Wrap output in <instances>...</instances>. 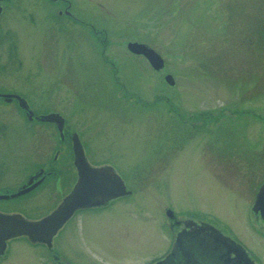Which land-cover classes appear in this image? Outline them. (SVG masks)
Listing matches in <instances>:
<instances>
[{
    "label": "rangeland",
    "instance_id": "374dc122",
    "mask_svg": "<svg viewBox=\"0 0 264 264\" xmlns=\"http://www.w3.org/2000/svg\"><path fill=\"white\" fill-rule=\"evenodd\" d=\"M75 3L84 17L98 9L101 23L105 22L110 29L108 52L116 57L121 69L117 67L116 79L105 76L104 67L87 45L78 50L75 42L68 40L66 44L64 38L53 40L54 32L45 31L48 24L44 19H40L38 26L29 25L28 20L27 26H23L26 13L22 11L19 35L24 64L18 70L20 76H16L21 77V81L17 79L21 87L24 81L26 85L22 88L30 87L23 73L36 70L33 97L47 104L49 83L44 78L50 77L46 73L51 71L48 81L57 82L55 88L69 90L70 106L65 111H69V118L74 121L79 119L78 104L97 102L96 98L117 92L123 82L133 94L128 101L114 98L112 103L131 106L144 102L156 104V108L145 112L131 106L132 121L128 128L132 129L123 139L126 143L120 140L113 145L116 153H124L117 154L115 160L130 171L126 174L122 170L135 194L128 202L118 201L102 213H84L69 222L55 237L60 252L69 255L76 264H151L173 242L165 212L169 206L180 215L196 214L220 227L243 244L259 264H264V224L253 215V203L264 181V0H76ZM22 9L32 10L29 1H24ZM35 12L44 15L46 10L37 6ZM135 40L162 54L165 67L154 70L145 58L131 53L127 42ZM65 47L69 56L93 58V68L85 62L81 76L77 75V65L72 66V75L64 76L59 57L64 56ZM53 72H57L56 79ZM168 73L173 75L174 85L165 80ZM82 85L83 101L77 97V88ZM49 99L54 101L56 96ZM169 105L178 106L187 124L191 123V112L211 109L215 116H222L210 126L211 133L199 131L188 135L182 126L180 130L170 126V120H178L169 114ZM93 110L86 106L84 112L88 116ZM160 112H164L163 117ZM222 124L230 132L235 129L233 133L238 137L232 139L225 129L222 132ZM163 126H169L167 131ZM211 138L213 164L209 171L203 152ZM174 140L180 145L178 152L172 158L159 157L161 144ZM230 141H238L247 150L244 154L250 152L253 161L246 165L243 156L231 155ZM17 143L20 148L23 142ZM98 144L104 145L102 141ZM238 167L246 171L238 173ZM51 208L43 204L37 210L46 212ZM45 254L44 248H31L24 239L14 243L10 257L1 264H39Z\"/></svg>",
    "mask_w": 264,
    "mask_h": 264
},
{
    "label": "flooded vegetation",
    "instance_id": "af4514ba",
    "mask_svg": "<svg viewBox=\"0 0 264 264\" xmlns=\"http://www.w3.org/2000/svg\"><path fill=\"white\" fill-rule=\"evenodd\" d=\"M24 1H29L32 10L27 11L22 9ZM75 1L0 0V195L12 194L24 190L23 193L17 196L0 197V213L18 214L27 220H34L47 215L68 196L79 178L78 168L75 164V159L77 157V152L74 147L75 135L79 137L84 154L89 163L93 166H110L113 171L121 176L127 191H129L124 195L110 200L104 205L76 210L61 230H63L69 222L84 213H90L92 215L102 213L112 208L118 201L128 202L135 194L133 186L128 184L124 178L125 174L122 172L123 170L127 174L130 171L117 164L118 162L115 160L117 154L123 156L124 153H116L113 149V145L116 141L120 140L126 143V140L123 139L128 130L132 129V127L128 128L132 121L131 106L138 107L140 111L145 112L149 111L150 108H156V104L153 105L144 102L131 103V106L130 104L120 105L112 103L111 100L114 98L120 100H125L127 98L126 100L128 101L130 95L133 94L129 93L128 88L124 87L125 84L123 85V82L119 84L120 88L117 89V92L115 90L113 93L104 94L98 97L99 99L96 98L97 102L90 103L88 100L87 103L78 104V107L81 105V109L76 111L79 119L74 121L69 118V111H65V109L70 106L67 100V96L70 95L69 90L68 88H55L57 82L53 83L52 81H48L49 79L51 80L52 77L51 71L46 73V75L50 74V77H45L44 80L49 83L47 84L49 88L47 89L46 95L49 98L50 96H56L54 101L48 98L46 104L37 101L35 97H33V94L36 92L35 85H37L36 70L33 71L30 69L27 74L23 73L30 87L22 88L23 84L26 85V81L22 83L21 87V82L17 81L18 78L21 81V77L16 78V76H20L18 70H20L24 64L19 35L22 11L26 13L22 20L24 21L23 26H27V20L29 25L38 26V22L44 19L48 24L44 27L45 31L47 32L49 30L54 32L53 40L64 38L66 44L67 41L70 40L71 42H75L74 47H77L78 50L84 45H87V48L91 49V52L94 53V58L98 59V62L104 67L105 76L116 79V71H118V68L120 71L121 69L117 66L118 62L116 61V57L109 54L110 51L108 52L111 46L109 40L110 29L106 27L105 22L101 23L99 18L100 15L97 12L98 9L95 8L88 14L86 13V19L84 13L82 14L79 12L80 10ZM37 6H41L46 10L44 15L36 14L35 7ZM6 18L9 20L7 23H5ZM56 43L57 41L55 44ZM67 52V47H65L64 56L59 57L62 63L64 76L66 75L69 77V75H72L74 73L72 71V66L76 65L77 75L81 76L85 69V62L91 64L93 68L95 63V61L91 60L93 58L69 56ZM135 55L136 57L141 56L145 58L139 54ZM145 60L148 61L146 58ZM56 73L57 72L54 73V79L57 78ZM77 90L78 99L83 101L85 98V87L82 85V87L77 88ZM6 95H13V97H7ZM15 95L24 97L28 102V108L34 113L32 118H29L28 110L22 105L23 100L21 101V99ZM101 100L108 102L102 104V102H99ZM140 100L143 101L141 97ZM49 104L50 107L47 106ZM86 106L94 108L88 116H86L84 112ZM169 106L170 113L167 112L169 114L172 113L178 120L169 119L171 121L170 126H173L176 130H180L182 126L184 132L187 131L188 135H194L199 131L210 132L212 130L210 126L222 116L221 114L215 116V113L211 109H205L199 111V113L191 112V123L187 124L188 121L186 118H182V113L178 106ZM244 110L245 109L242 111L244 112ZM52 112H58L64 118L61 126L58 121L43 120L41 118L42 115ZM160 114H162V117L164 116V112H160ZM254 114L256 115V113ZM19 116L21 120L17 119ZM257 116L260 117V114H257ZM169 120L167 121V125ZM222 125V132L223 129H225L232 139L238 137L236 136L237 134L233 133L235 129H231L230 132L227 126H224L225 124ZM165 127L163 126L165 131H167L169 126ZM139 128L140 127H136V129ZM20 141L23 143H21L22 146L19 148V143L17 142ZM100 141H102L104 145H99L98 143ZM237 142L233 143L230 141V149H232L233 152L231 155H241L245 158L243 159V157H241L245 164H250V162L253 161L249 157L250 152L244 154L247 150H243L240 146L241 144ZM163 145L161 144L162 149L161 152H159V157L165 159L172 158L171 155H174L180 146L177 144V140ZM211 145L212 138L206 141L204 146L205 151L203 152V157L205 158V163L209 171L212 170L213 164L210 149ZM222 161L226 163V159L224 160V158H222ZM237 169V172L239 173L240 171L242 174L246 171V169L243 170L241 167ZM43 204L50 205L52 208L46 212H44L45 210L38 211L37 207ZM170 209L172 208L169 206L166 207L165 212L169 227L172 231V245L176 240L177 233L181 230L196 229L200 226L213 228L214 224L196 214L186 213L180 215L174 212V214L170 216ZM253 215L254 219L264 224V218L260 212L253 211ZM24 239L31 248L35 249L36 247H42L46 250L45 257L42 256L43 260L39 264H48L47 262L51 264H76L69 255L60 252L55 244V238L52 245L48 246V244L44 242L32 240L27 235L8 238L3 244V248L0 246V264L10 257L14 243ZM172 245L160 258H164L170 252ZM250 255L253 260L257 262L251 253ZM233 256H235V253H233ZM39 261L41 260L39 259Z\"/></svg>",
    "mask_w": 264,
    "mask_h": 264
},
{
    "label": "water",
    "instance_id": "95a60500",
    "mask_svg": "<svg viewBox=\"0 0 264 264\" xmlns=\"http://www.w3.org/2000/svg\"><path fill=\"white\" fill-rule=\"evenodd\" d=\"M128 48L137 54H143L151 65L160 70L165 66V59L153 47L144 42L130 41ZM167 82L175 84L172 74L165 76ZM13 97V95H6ZM22 105L28 110L30 118L33 111L28 108L24 98L19 96ZM43 120H55L63 124L64 118L59 113L42 115ZM74 146L77 152L76 165L79 179L72 192L50 214L38 220H26L17 214L0 213V246L6 239L22 234L29 235L33 240L52 245L54 235L71 218L79 208L105 204L110 199L127 192L122 178L109 166L94 167L87 161L82 144L77 135L74 136ZM41 182V181H39ZM24 190L12 194H1L0 197L17 196ZM255 212H260L264 218V183L261 185L253 206ZM172 215V211L169 210ZM235 253V256L232 254ZM154 264H256L247 252L228 236L216 228L200 226L196 229L181 230L170 253Z\"/></svg>",
    "mask_w": 264,
    "mask_h": 264
}]
</instances>
